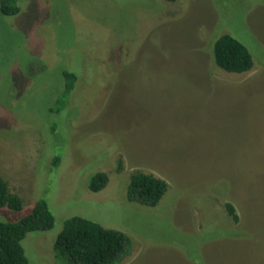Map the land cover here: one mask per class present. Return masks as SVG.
Returning a JSON list of instances; mask_svg holds the SVG:
<instances>
[{"label":"rangeland","instance_id":"374dc122","mask_svg":"<svg viewBox=\"0 0 264 264\" xmlns=\"http://www.w3.org/2000/svg\"><path fill=\"white\" fill-rule=\"evenodd\" d=\"M17 3L0 13V176L22 206L0 219L43 198L54 220L21 240L28 264H64L53 245L74 216L129 238L118 264H264V0ZM222 34L249 72L216 67ZM137 171L166 182L155 206L126 199Z\"/></svg>","mask_w":264,"mask_h":264},{"label":"trees","instance_id":"16d2710c","mask_svg":"<svg viewBox=\"0 0 264 264\" xmlns=\"http://www.w3.org/2000/svg\"><path fill=\"white\" fill-rule=\"evenodd\" d=\"M18 11L17 0H0L2 15L9 16ZM212 56L216 67L228 73L249 72L254 66L248 49L229 34H222L213 40ZM61 76V92L49 108L55 113L65 106L76 79L75 73L67 69L62 70ZM58 160V157L53 159V166L57 165ZM107 181L106 173L95 172L89 177L87 188L91 192H98L105 187ZM166 190L167 184L164 180L137 171L129 177L126 199L144 206H155ZM21 206V199L8 191L0 176V210L19 211ZM225 210L231 221L237 222L238 216L234 207L226 203ZM53 221L43 198L37 200L31 210L17 221L6 222L0 219V264H28L21 240L28 232L50 229ZM53 247L56 257L64 264H118L129 253L130 240L120 231L107 229L91 220L74 216L63 222Z\"/></svg>","mask_w":264,"mask_h":264}]
</instances>
